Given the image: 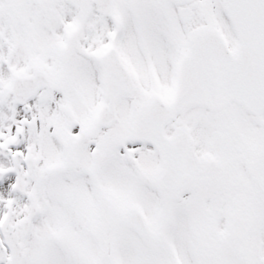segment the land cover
<instances>
[{
  "label": "snow or ice",
  "instance_id": "6c2138e0",
  "mask_svg": "<svg viewBox=\"0 0 264 264\" xmlns=\"http://www.w3.org/2000/svg\"><path fill=\"white\" fill-rule=\"evenodd\" d=\"M0 264H264V0H0Z\"/></svg>",
  "mask_w": 264,
  "mask_h": 264
}]
</instances>
